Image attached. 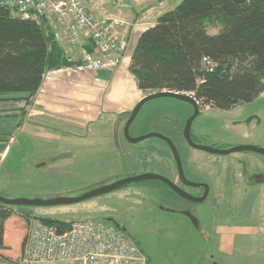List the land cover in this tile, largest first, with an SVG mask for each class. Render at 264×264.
<instances>
[{
	"label": "rangeland",
	"instance_id": "obj_1",
	"mask_svg": "<svg viewBox=\"0 0 264 264\" xmlns=\"http://www.w3.org/2000/svg\"><path fill=\"white\" fill-rule=\"evenodd\" d=\"M105 1L116 8L125 6L126 9H135L137 12L145 9L144 12L140 13L142 17L154 20L155 22L161 14L175 8L182 0ZM210 31L211 33H216L218 28L210 27ZM136 43L137 38L135 36L130 44L129 53L135 48ZM13 95L19 96V94H12L10 96ZM16 106L17 104L0 103V138L7 133L14 132L15 124L21 116V111L14 109ZM209 108L219 117L230 120L232 119V114H238L239 112L244 113V116H255L256 120L260 119L261 121L260 128H264V91L254 101L237 107L231 114L227 110ZM191 112L192 107L187 102L172 97L152 99L144 104L132 123L130 135L138 137L152 132L161 133L173 141L180 156H183L186 152H190L194 157L204 161L206 159L205 152L196 150L184 142L183 132L188 115ZM9 113L15 115L10 120L4 116ZM196 126H194V129ZM255 126L258 125L254 121L245 132L240 131L239 134L225 133L221 137L214 136V144H216V147L248 145L254 141L252 139L254 134H258V129H254ZM200 139L204 143L208 140V136H203ZM131 145L135 147V151L133 155L124 157L125 168L140 169L142 167L148 169L144 173L138 172L133 176L155 173L165 177L173 176L174 178V175L171 174V171L173 172L174 169L170 170L167 162H164V159L161 158V153L164 149L165 151L168 149L162 139L150 137ZM14 151L12 150L4 164H2L4 168L11 169L22 166L21 164L19 165ZM254 158H264V156L247 150L218 156V162H216L220 168L224 169L225 166L232 165L230 169L233 170V166L237 165V168L235 167L237 181L234 183V192L230 193L227 199H248L247 201L250 202V206H247L246 211L256 212L254 215H240V218H237L238 215H236L226 221H219L206 219L202 216L194 220L190 219L187 215L175 213V211L169 212L165 207L166 204L171 203L175 209H179L184 203L180 200L182 198L177 193L158 179L132 182L118 189L103 192L73 203L36 206L14 204L9 205L13 214L5 223L8 241H5L7 248L0 250V264H24L21 255L22 243L25 240L29 225V220L26 217L27 213L66 221L97 219L120 226L136 240L148 257L149 264H264L263 237H260L255 242L252 238H247L244 239L243 243L242 238L239 237L234 246H231L230 242H227L225 239L221 240L222 234L220 232L210 229L222 224L228 227H231L230 225L246 227V224H249L260 227L264 234V184L252 190H246L245 186L242 187L244 181L240 177L241 170H239V167H242L245 161ZM30 159L34 160L35 157L31 156ZM91 168L92 170L89 174L85 173L84 176L75 172L67 180H60L58 177L59 181H56L55 178L48 179L42 177L41 179H37L34 177L32 179V186H37L40 192H50L49 196L48 194H44L40 195V197L39 195L26 192L17 178L13 180L14 184L8 188L9 191H0V194L3 193L12 199L47 200L57 198L56 196L75 198L104 185L132 177L127 176V173L118 175L119 179L111 177L110 173L112 170H110L109 166L96 173L93 170V162ZM96 176L101 178L98 184L95 183ZM219 182L218 185L221 188V179ZM65 184H73L70 187L74 188V191H61ZM78 185L81 187H77ZM96 185L99 187H95ZM52 191H57V193H52ZM59 191L61 193H58ZM220 194L221 191L216 193L218 196ZM235 207L233 210H235ZM234 229L238 231L237 228ZM220 230L229 231L232 229L220 228ZM228 246L232 247L230 251L227 250Z\"/></svg>",
	"mask_w": 264,
	"mask_h": 264
},
{
	"label": "trees",
	"instance_id": "obj_2",
	"mask_svg": "<svg viewBox=\"0 0 264 264\" xmlns=\"http://www.w3.org/2000/svg\"><path fill=\"white\" fill-rule=\"evenodd\" d=\"M210 27L218 31L211 33ZM93 48L94 43L87 49ZM72 64L47 15L38 23L0 6V103L17 104L14 109L21 111L14 130L21 126L45 72ZM130 71L147 95L193 93L200 104L219 110L254 101L264 91V0H182L141 33ZM4 116L10 120L15 115ZM11 134L0 142L7 143ZM12 214L0 202V250L7 248L5 223ZM26 217L62 228L72 222L32 213Z\"/></svg>",
	"mask_w": 264,
	"mask_h": 264
},
{
	"label": "crops",
	"instance_id": "obj_3",
	"mask_svg": "<svg viewBox=\"0 0 264 264\" xmlns=\"http://www.w3.org/2000/svg\"><path fill=\"white\" fill-rule=\"evenodd\" d=\"M86 1L89 11L96 17L125 21V25L118 29L127 41L126 50L121 55L110 53L103 56L104 66L97 73L82 71L79 69L80 59L93 41L84 33L73 35L68 17L47 15L55 40L73 64L45 72L21 126L12 132L1 155L2 192L9 191L8 188L17 178L26 192L49 196L50 192H40L37 186H32L34 177L55 178L59 181L69 179L75 172L85 176V173L89 174L92 170V162L96 173L109 166L112 170L110 176L117 179L118 175L127 173V176H132L148 171L142 167L125 168L124 157L133 155L135 147L126 139L123 130L134 107L147 95L139 88L136 77L130 71L135 49L129 53L130 44L135 36L138 42L141 33L156 21L142 17L140 13L145 9L137 12L135 9H126L125 6L116 8L105 0ZM40 21L41 18L38 22ZM12 150H15L19 165L22 166L6 169L2 164ZM161 154V158L171 169L174 164L173 155L169 149H164ZM31 156L35 159L31 160ZM100 179L96 176L95 183L98 184ZM71 185L73 184H65L61 191L73 192ZM230 226L222 224L216 232H220L221 240L225 239L231 246H234L239 237L242 238V243L247 238H252L254 242L260 237L264 238L263 231L256 225ZM5 241H8L6 230ZM231 246L227 250L230 251Z\"/></svg>",
	"mask_w": 264,
	"mask_h": 264
},
{
	"label": "built area",
	"instance_id": "obj_4",
	"mask_svg": "<svg viewBox=\"0 0 264 264\" xmlns=\"http://www.w3.org/2000/svg\"><path fill=\"white\" fill-rule=\"evenodd\" d=\"M15 17L38 20L49 14L68 17L73 35L84 33L94 43L83 53L79 69L97 73L103 56L121 55L127 41L118 27L125 21L93 15L86 0H0ZM39 23V22H38ZM205 63L210 64L209 59ZM193 96V93H188ZM198 102V101H197ZM62 230V233L59 232ZM24 264H148L143 250L120 226L97 219L74 220L67 228L47 224L40 218L29 220L21 255Z\"/></svg>",
	"mask_w": 264,
	"mask_h": 264
},
{
	"label": "flooded vegetation",
	"instance_id": "obj_5",
	"mask_svg": "<svg viewBox=\"0 0 264 264\" xmlns=\"http://www.w3.org/2000/svg\"><path fill=\"white\" fill-rule=\"evenodd\" d=\"M198 104L199 113L194 118L190 129V136L194 143L219 149L232 148L231 145L216 147V144H214L213 141L214 136L221 137L225 133L239 134L240 131L245 132V130L249 128V125L253 124L255 121L258 126H255L254 129H258V134H254V137L252 138L254 141L250 142V144L256 145L258 147H264V128H262L263 131L260 128V119L256 120L255 116H244V113L242 112H239L238 114H232L233 116L231 120L223 117L221 118L217 114H214L212 110H210L209 106H205L199 102ZM189 105L192 107V112L188 115L187 121L195 112L194 107L191 104ZM241 106L242 105L237 107ZM237 107L227 110V112L231 114ZM195 125L197 126L194 129ZM183 136L186 145L196 150L205 152L206 159L202 161L194 157L190 152H186L183 156H180L184 174L183 178L180 175L176 161L173 158L174 164L170 170L174 169L173 172L171 171V174L174 175V178L173 176H168L167 178L187 194L203 199L192 201L187 197H183L182 195L178 194L168 184L165 183L170 189H172V191L177 193L182 198L180 200L184 203L179 209H175L171 203L166 204L165 207L167 211H175V213L187 215L190 219L192 216L195 219H199V217L202 216L206 219L219 221H225L231 217L233 218V216L236 215H238L237 218H240V215L247 216L256 214L254 211H246L247 206H250V202L247 201L248 199H227L229 194L234 192V183L237 181L235 174V167L237 165L233 166V170L230 169V166L232 165L225 166V169L220 168L216 163L218 162L217 158L218 156H223L226 154L212 153L207 150L198 149L189 144L184 132ZM203 136H208V140L204 143L200 139ZM165 145L173 155L171 148L166 142ZM252 152L264 156L262 153L256 151ZM215 157L217 158L214 159ZM239 170H241L240 177L243 178L242 181H244L242 183V187L245 186L246 190H252L264 184V158L248 159L244 162L242 167H239ZM220 179L222 182L221 188L218 185L220 183ZM218 191H221L219 196L216 195ZM234 207L235 210H233ZM219 226L211 227L210 229L217 231Z\"/></svg>",
	"mask_w": 264,
	"mask_h": 264
},
{
	"label": "water",
	"instance_id": "obj_6",
	"mask_svg": "<svg viewBox=\"0 0 264 264\" xmlns=\"http://www.w3.org/2000/svg\"><path fill=\"white\" fill-rule=\"evenodd\" d=\"M234 2L237 3H245L248 0H233ZM158 97H172L184 102H187L189 104H191L194 107V114L188 119L186 127H185V131H184V135L186 137V139L188 140L189 144L198 148V149H203V150H207L209 152L212 153H219V154H230L233 152H240V151H256L259 153L264 154V147H258L256 145H237L235 147L229 148V149H219V148H214L211 146H207V145H199L196 144L192 141L191 136H190V129H191V125L192 122L194 120V118L198 115L199 113V104L196 100V98L190 94L187 93H181V92H174V91H160V92H154V93H150L146 96H144L138 103L137 105L134 107L130 117L128 118L125 126H124V135L126 137V139L128 141H130L133 144H136L142 140H145L147 138L150 137H158L160 139H162L163 141H165L169 147L172 150V153L174 155V159L176 161V164L178 166L180 175L184 178V174H183V167H182V162H181V158H180V154L175 146V144L173 143V141L168 138L167 136L161 134V133H157V132H152V133H148L142 136H138V137H132L130 135V127L132 125V123L134 122V120L136 119L137 115L139 114V112L141 111L142 107L144 106V104L152 99L158 98ZM6 149V143L5 142H0V159H1V155L4 153ZM149 179H158L161 180L162 182L168 184L175 192H177L178 194L182 195L183 197H187L188 199L195 201L197 199H203V198H196L190 194H187L186 192H184L183 190H181L177 185H175L170 179H168L167 177L160 175V174H155V173H145V174H140V175H136L132 177H127L125 179H121L118 180L112 184L109 185H104L102 187H99L97 189H94L82 196L79 197H75V198H69V197H57L54 199H47V200H43V199H27V198H8L7 196H5L4 194H0V202L2 204L5 205H14V204H22V205H56V204H64V203H73V202H78L87 198H90L92 196L98 195L100 193L103 192H109L115 189H118L124 185H127L129 183L132 182H140V181H144V180H149ZM191 219H194L193 216L191 217ZM59 232L62 233V230L59 229Z\"/></svg>",
	"mask_w": 264,
	"mask_h": 264
}]
</instances>
